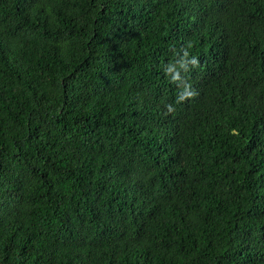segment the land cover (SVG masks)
Wrapping results in <instances>:
<instances>
[{
	"label": "trees",
	"instance_id": "obj_1",
	"mask_svg": "<svg viewBox=\"0 0 264 264\" xmlns=\"http://www.w3.org/2000/svg\"><path fill=\"white\" fill-rule=\"evenodd\" d=\"M0 264H264V0H0Z\"/></svg>",
	"mask_w": 264,
	"mask_h": 264
}]
</instances>
